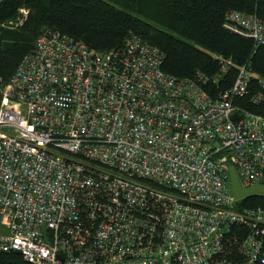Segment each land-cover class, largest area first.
<instances>
[{
    "label": "built area",
    "instance_id": "2783aa9c",
    "mask_svg": "<svg viewBox=\"0 0 264 264\" xmlns=\"http://www.w3.org/2000/svg\"><path fill=\"white\" fill-rule=\"evenodd\" d=\"M223 27L264 44L252 14L228 11ZM161 59L134 35L105 51L50 28L37 35L0 95V254L264 264V211L238 206L227 173L242 188L264 185V114L233 103L253 76L239 67L209 95L202 87L228 60L213 55L215 75L188 79L163 73Z\"/></svg>",
    "mask_w": 264,
    "mask_h": 264
},
{
    "label": "trees",
    "instance_id": "16d2710c",
    "mask_svg": "<svg viewBox=\"0 0 264 264\" xmlns=\"http://www.w3.org/2000/svg\"><path fill=\"white\" fill-rule=\"evenodd\" d=\"M27 11L17 32L0 28V88L5 85L21 57L32 50L37 35L45 28L59 31L95 51L120 47L134 35L161 53L160 70L179 78L196 74L211 77L219 65L212 56L230 62L216 84L202 88L209 95L227 89L239 67L253 76L246 93L234 105L252 113L264 114V44L227 31L228 11L254 15L264 24V0H0V25ZM260 93L258 104L250 97ZM244 208H261L264 196L249 195L237 202ZM0 264H24L14 253L0 254Z\"/></svg>",
    "mask_w": 264,
    "mask_h": 264
},
{
    "label": "water",
    "instance_id": "95a60500",
    "mask_svg": "<svg viewBox=\"0 0 264 264\" xmlns=\"http://www.w3.org/2000/svg\"><path fill=\"white\" fill-rule=\"evenodd\" d=\"M233 117H231L232 119ZM228 183L229 191L235 200H241L249 195H263L264 196V185H254L250 187L242 188L239 186L233 168L228 166Z\"/></svg>",
    "mask_w": 264,
    "mask_h": 264
},
{
    "label": "rangeland",
    "instance_id": "374dc122",
    "mask_svg": "<svg viewBox=\"0 0 264 264\" xmlns=\"http://www.w3.org/2000/svg\"><path fill=\"white\" fill-rule=\"evenodd\" d=\"M24 11V15H22L20 12H19V17H17L16 19L10 21V22H7V23H4V24H1L0 25V28L1 29H4L5 31L9 32V33H13V32H17V30L19 29V27L23 24L24 20L26 19V15H27V11L25 9H23ZM5 85H3L1 88H0V95H1V91L3 89Z\"/></svg>",
    "mask_w": 264,
    "mask_h": 264
}]
</instances>
